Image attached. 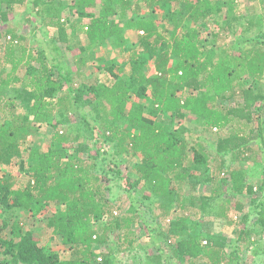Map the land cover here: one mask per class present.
I'll return each instance as SVG.
<instances>
[{"label":"trees","instance_id":"trees-1","mask_svg":"<svg viewBox=\"0 0 264 264\" xmlns=\"http://www.w3.org/2000/svg\"><path fill=\"white\" fill-rule=\"evenodd\" d=\"M71 2L79 15L73 28L87 21L92 46L115 39L129 57L114 80L80 87L71 74L56 78L46 54L29 46L25 36L8 29L0 37V170L27 164L30 177L14 189L0 176V218L10 230V237H0V264H124L126 257L140 259L147 237L164 247L143 264H168L164 255L171 264H240L241 250L264 234V195L257 204L241 165L260 163L252 142L259 141L264 151V94L259 92L264 36L217 47L246 18L238 0ZM27 4L68 41L63 0H0V20L9 21ZM210 24L219 30L203 42L201 26ZM128 30L139 33L134 45L124 37ZM242 42L251 45L243 48ZM150 65L154 75H148ZM82 109L87 112L80 119L97 132L92 137L113 144L121 162L102 168L103 150H93L89 137L73 126ZM189 116L203 128L227 131L217 137L214 157L193 139L192 130L178 126ZM54 118L51 147L41 152L30 140ZM137 156L141 160L128 170L123 194L114 195L112 183L122 175L117 165L127 160L129 166ZM200 186L210 191L198 193ZM244 196L252 198L250 205L240 200ZM47 204L58 208L48 226L70 247L69 259L41 246L21 222L9 221L17 213L40 214ZM212 221L218 224L214 229Z\"/></svg>","mask_w":264,"mask_h":264},{"label":"rangeland","instance_id":"rangeland-1","mask_svg":"<svg viewBox=\"0 0 264 264\" xmlns=\"http://www.w3.org/2000/svg\"><path fill=\"white\" fill-rule=\"evenodd\" d=\"M241 4V7L244 10V16L246 17L242 20L241 23L235 24L233 33L231 37L225 39V36L220 38L217 47L223 48L224 45H232L236 46V41L241 39L243 41L248 37L251 40H257L259 35L264 36V0H238ZM65 9L63 11V19L67 20L68 23L66 29L68 30V41H61V39L57 36L58 32L56 29H49L47 26V21L45 17H38L36 12L32 9L31 5L22 7L17 10V12L11 14L9 16V21L2 22L0 20V37L5 36L4 34L8 29H13L17 31L19 34L25 36L27 39V44L31 47H34L40 51H43L46 54L49 65L52 70H54L56 78H60L62 75H72L73 83L75 86H93L98 83L105 82L107 80H114L115 75H122L119 72L120 64H123L129 57V52L123 51L120 52L118 49V43L115 39L109 40L104 43H100L92 46L89 38L86 34V23L83 22L84 26L77 25L73 28L71 25L78 21V13L75 9L71 8L73 5V1L71 0H63ZM89 12H93L94 10H88ZM146 12V10H144ZM144 13V12H143ZM159 18H163L162 12H159ZM253 22V25L250 26L249 23ZM203 29L202 40L203 42L211 41L213 38L210 35L211 33H216L219 28L214 25H209L208 27L201 26ZM139 33L135 30H128L125 32L124 37L129 41L131 45L136 44L138 40ZM249 39V40H250ZM248 41L247 43H250ZM251 44H243L242 47H248ZM238 46V44H237ZM137 48H135L136 50ZM79 60H85L84 64L79 63ZM127 70V69H126ZM148 75H154L155 70L150 65L147 70ZM64 82V80H62ZM67 86V85H65ZM66 88V87H65ZM259 92L264 94V80L262 84L259 86ZM88 97V96H87ZM85 97L84 99H86ZM255 107H258L257 105ZM22 110V107H19ZM87 109L80 110L79 114L74 116V120L76 121L75 125L73 123L74 128L76 125L83 130L84 135L89 137L88 141L93 150H103L101 153L104 154L100 156V165L103 169L114 166V163L121 162L119 158H115L112 153L113 144L108 143L104 138L100 139L96 136L92 137V135H97V132H90L91 127L94 124H89L88 121H84L80 119L82 114H85ZM262 114V124L264 127V112ZM95 120V118H93ZM162 120V119H161ZM93 121V120H92ZM56 124L55 118L52 120V123L48 126L44 127L40 130L39 134L33 136L30 140V143L33 146H37L41 152L47 151L51 147V136L54 133L53 126ZM120 126H123L121 124ZM178 126H185L189 130H192L193 139L201 142L206 147V150L211 154L212 157L216 154V142L217 137L219 136H227V131L216 130V129H206L203 128L201 124L195 122V118L189 116L187 119L180 121ZM63 129L62 125H58V129ZM220 134V135H219ZM251 147L256 152L257 160L260 162L257 166L251 165L249 162L241 163L244 166V169L247 170L249 174V183L253 184L254 191L258 196L255 195L258 200L256 203H260L259 200L263 199L262 195H264V191L261 193L260 189L264 188V151L261 150V145H259V141L251 143ZM111 148V149H110ZM106 151H108L106 153ZM130 157L126 155V158ZM125 158V159H126ZM23 159L28 160V153L23 154ZM132 159V162L128 166L127 160H125L126 165L119 164L117 166H121L122 175L118 178L117 182H113V194L122 195L125 189V176L129 174V171L134 163H138L141 160L140 156H137ZM225 159L230 162V155H225ZM240 164V163H237ZM253 166V167H251ZM28 165H25V169H21L20 164L12 165L10 167H2L0 170V176L6 180H10L14 185V189H18L21 186H25L30 177L26 174V169ZM223 178H228L227 176H222ZM136 179V175L132 178ZM225 188L223 189L226 195L231 194L232 183L229 180L228 183L225 184ZM264 190V189H263ZM210 191V187L200 186L197 190L198 193H207ZM135 190L132 191V196H135ZM232 197V196H231ZM237 200L236 198H233ZM252 199V198H250ZM248 198L240 197V200L244 201L248 206L250 205V200ZM255 203V204H256ZM248 211L250 210L247 209ZM58 208L54 204H47L45 208L42 210L40 214H23L17 213L16 216H13L9 221H19L26 228L33 232L34 238L38 240L39 244L45 247L47 250L51 251V253L59 254L62 260H66L70 258L71 249L69 246L64 245L61 237L53 234L52 230L48 226L49 219L56 214ZM143 211V210H142ZM2 212V206L0 205V213ZM161 214V213H160ZM235 212L231 213L235 215ZM142 216L146 223L151 225V228L154 227V222L151 220L150 215L147 212H142ZM252 218L249 220V222ZM3 219L0 218V237L8 238L10 237L9 228L2 227ZM213 224L211 229L216 228L218 224L214 221L211 222ZM213 227V228H212ZM152 230V229H150ZM262 237L257 238V243L252 245L249 249L241 250V261L240 264H264V234ZM150 237H147L145 242H142V252L139 253V260L136 259V256L133 255L131 258H125L124 264H143L145 261V257L154 254H160L164 247V245L159 244H151L149 242ZM157 244V243H156ZM161 245V246H160ZM158 248H161L158 250ZM1 256V255H0ZM166 262L171 264L173 262L169 255H164ZM0 258H4L1 256Z\"/></svg>","mask_w":264,"mask_h":264}]
</instances>
